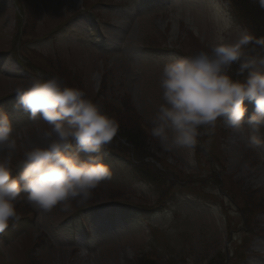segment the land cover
<instances>
[{
	"label": "rangeland",
	"instance_id": "374dc122",
	"mask_svg": "<svg viewBox=\"0 0 264 264\" xmlns=\"http://www.w3.org/2000/svg\"><path fill=\"white\" fill-rule=\"evenodd\" d=\"M95 1L0 0V111L11 120L17 142L12 169L49 128L17 104L15 89L37 76H56L84 91L132 141L122 140L118 131L93 154L109 165L111 177L84 204L71 200L67 207L43 210L21 193L20 220L0 232V264L264 260V127L260 145L247 141L254 102L244 101V135L221 118L215 127L198 129L194 148L168 151L146 131L164 103V65L208 50L217 40L233 41L241 31L264 36V9L253 0ZM245 51L264 55L255 45ZM237 69L233 64V79H243ZM69 151L85 158L75 141ZM6 155L0 152V160ZM76 208H83L90 235ZM96 208L112 210L102 215L109 220L106 228L93 223Z\"/></svg>",
	"mask_w": 264,
	"mask_h": 264
},
{
	"label": "clouds",
	"instance_id": "9594fccd",
	"mask_svg": "<svg viewBox=\"0 0 264 264\" xmlns=\"http://www.w3.org/2000/svg\"><path fill=\"white\" fill-rule=\"evenodd\" d=\"M264 9V0H253ZM249 45L264 49V36L256 37L241 31L230 42L220 39L190 58L174 59L163 67L160 86L164 103L152 118L150 134L165 150L194 148L198 129L215 127L224 118L235 132L244 135L242 121L247 99L254 102L255 111L248 119L249 145L261 144L258 133L264 127V55H250ZM238 65L233 79L231 69ZM246 73V75H244ZM17 104L35 120L40 117L49 128L40 134L23 153L18 165L22 171L12 177L11 161L17 148L12 138L13 124L0 111V232L9 222H18L16 202L21 193L29 204L49 210L57 204L68 206L71 200L86 203L92 192L111 177L109 165L93 154L117 135L118 123L85 92L64 84L52 76L33 78L27 87H17ZM75 141L77 150L69 151Z\"/></svg>",
	"mask_w": 264,
	"mask_h": 264
},
{
	"label": "trees",
	"instance_id": "16d2710c",
	"mask_svg": "<svg viewBox=\"0 0 264 264\" xmlns=\"http://www.w3.org/2000/svg\"><path fill=\"white\" fill-rule=\"evenodd\" d=\"M247 12H248V11H247ZM244 13H246V11H244ZM254 22H255V19H254ZM118 131H120V130H118ZM119 133H120V136L122 137L123 140H125L127 143L132 144V141L130 140L129 137H127V136H125L124 134H122L123 132L121 133V131H120Z\"/></svg>",
	"mask_w": 264,
	"mask_h": 264
},
{
	"label": "bare ground",
	"instance_id": "6f19581e",
	"mask_svg": "<svg viewBox=\"0 0 264 264\" xmlns=\"http://www.w3.org/2000/svg\"><path fill=\"white\" fill-rule=\"evenodd\" d=\"M155 1H160V2H161V1H163V0H155Z\"/></svg>",
	"mask_w": 264,
	"mask_h": 264
}]
</instances>
